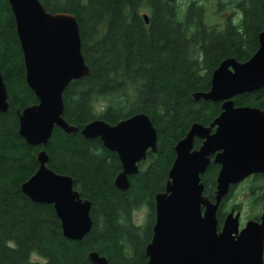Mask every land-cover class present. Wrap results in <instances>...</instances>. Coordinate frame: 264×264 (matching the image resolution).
I'll list each match as a JSON object with an SVG mask.
<instances>
[{"label": "trees", "instance_id": "obj_1", "mask_svg": "<svg viewBox=\"0 0 264 264\" xmlns=\"http://www.w3.org/2000/svg\"><path fill=\"white\" fill-rule=\"evenodd\" d=\"M40 1L51 13L77 18L91 74L73 81L64 93V118L77 131L68 135L56 128L47 146L28 145L19 134L18 111L38 100L26 82L11 6L0 0V66L10 104L0 114V264H92L91 252L107 257L110 264H147L155 195L166 189L174 147L193 123L209 126L222 112L220 103L196 101L193 95L210 90L212 73L223 60L244 63L257 52L264 0L239 1V20L228 19L222 28L206 23L204 5L197 2L182 11L180 0ZM226 3L219 0L218 7ZM144 14L149 15L148 24ZM234 102L264 109V89ZM138 113L147 114L158 130L157 153H148L139 174L130 178V189L121 192L114 185L122 170L118 155L81 131L96 119L116 125ZM200 145L196 140L195 147ZM42 150L49 156V168L71 176L75 189L92 203L93 229L82 241L64 238L54 207L34 203L22 191L39 169ZM218 172L212 164L203 177L204 195L212 201ZM260 181L264 176H256L253 186ZM252 191L257 203H264V188ZM230 196L218 211L219 229ZM143 207L148 215L139 225L134 214Z\"/></svg>", "mask_w": 264, "mask_h": 264}, {"label": "water", "instance_id": "obj_2", "mask_svg": "<svg viewBox=\"0 0 264 264\" xmlns=\"http://www.w3.org/2000/svg\"><path fill=\"white\" fill-rule=\"evenodd\" d=\"M11 6L26 70V82L38 103L18 111L19 134L32 147L47 146L54 130L77 131L64 118V93L73 81L91 74L82 52L79 23L73 14L51 13L40 0H7ZM143 18L149 23V15ZM259 49L241 63L227 58L214 70L208 92L196 101L221 103V114L209 125H191L175 147L176 157L164 192L155 195L156 221L146 246L147 264H264V213L260 221L241 227V212L232 209L219 229L218 211L232 187L264 174V109L236 106L238 96L264 89V27ZM10 107L0 66V114ZM100 139L116 153L122 170L114 185L130 189L132 176L148 151L157 153L158 130L150 117L138 113L111 125L102 119L81 131ZM202 140L195 148V140ZM39 169L22 185L34 203L51 205L61 221L64 238L82 241L93 229L92 203L75 189L71 176L49 168L45 150L38 153ZM220 166L214 201L204 195L203 177L210 165ZM92 264H110L98 252Z\"/></svg>", "mask_w": 264, "mask_h": 264}, {"label": "rangeland", "instance_id": "obj_3", "mask_svg": "<svg viewBox=\"0 0 264 264\" xmlns=\"http://www.w3.org/2000/svg\"><path fill=\"white\" fill-rule=\"evenodd\" d=\"M191 2L202 3L204 5L206 23L209 26L222 28L225 20H224V14L218 13L217 10L219 6L218 4L219 0H180V3L182 5L181 6L182 11L186 10V6ZM100 105H103V103L100 102ZM263 185H264V181L258 182L256 186H253V184H251L250 182L247 184L244 183L243 185H241L239 189L235 191L234 195H232V199H231L232 201H230V204L243 205L241 227L245 225V223L248 221V218L260 214L262 206L260 205V203H257L256 199L252 197L251 194H249V192H251L250 190L254 189V187H261L263 189L264 188ZM147 215H148V209L146 207H143L139 211H136L134 214L135 222L139 225L145 224ZM33 259L40 260L36 256H33Z\"/></svg>", "mask_w": 264, "mask_h": 264}, {"label": "flooded vegetation", "instance_id": "obj_4", "mask_svg": "<svg viewBox=\"0 0 264 264\" xmlns=\"http://www.w3.org/2000/svg\"><path fill=\"white\" fill-rule=\"evenodd\" d=\"M227 3H226V5H223L222 7H218L217 8V10H218V13H220V14H224V20L226 21V20H228V19H233V20H239V18H240V15L238 16V14L240 13L239 12V9H237V6H236V4L239 2V1H242V0H236V1H234V0H225ZM237 15V16H236ZM233 16V17H232ZM236 16V17H235ZM263 27H264V24H263ZM262 32V31H261ZM259 39V38H258ZM260 46V45H259ZM221 104V103H220ZM196 140H199V139H196ZM195 140V141H196ZM201 141V144H202V140H200ZM201 146V145H200ZM196 148V147H195ZM199 148V147H198ZM197 148V149H198ZM150 151H148V153H149ZM147 158H148V154H147ZM147 160V159H146ZM145 160V161H146ZM144 162V161H143ZM142 163V162H141ZM140 163V164H141ZM140 164H139V167H140ZM212 164H214V163H212ZM211 164V165H212ZM210 165V166H211ZM215 165V164H214ZM217 167H219V170H220V166L219 165H216ZM258 175H261V176H264V174H258ZM258 175H253V176H251V177H249L248 179H246L245 181H243L241 184H239V185H237V186H234V187H232V189H231V196L232 195H234V193H235V191L237 190V189H239L240 187H241V185H243L244 183H251V184H253V182L255 181V178H256V176H258ZM205 176V175H204ZM217 185V184H216ZM215 190H216V187H215ZM251 192H249V194H251V196L253 195L252 193H253V191H252V189L250 190ZM259 192V190L257 189V188H255V190H254V193L255 194H257ZM229 197V199H228V201H227V206H228V208H229V211L227 212V214H226V216L231 212V210L232 209H236V212H241V219H242V212H243V205L242 204H230V201H232L231 199H232V197ZM260 205L262 206V209H261V212H260V214L258 215V216H253V217H250V218H248V221H250V220H255V221H260V218H261V216L263 215V213H264V203H260ZM225 216V217H226ZM247 221V222H248ZM246 222V223H247ZM245 223V224H246Z\"/></svg>", "mask_w": 264, "mask_h": 264}]
</instances>
